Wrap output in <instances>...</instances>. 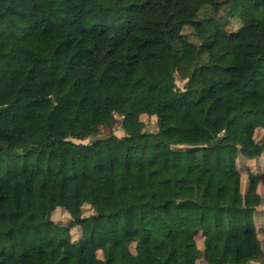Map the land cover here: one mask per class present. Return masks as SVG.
<instances>
[{"label": "trees", "instance_id": "16d2710c", "mask_svg": "<svg viewBox=\"0 0 264 264\" xmlns=\"http://www.w3.org/2000/svg\"><path fill=\"white\" fill-rule=\"evenodd\" d=\"M203 7L242 29L198 21ZM117 115L136 134L93 137ZM258 129L264 0H0V264H264V174L243 195L237 168L264 155ZM22 181L26 222L9 214Z\"/></svg>", "mask_w": 264, "mask_h": 264}, {"label": "rangeland", "instance_id": "374dc122", "mask_svg": "<svg viewBox=\"0 0 264 264\" xmlns=\"http://www.w3.org/2000/svg\"><path fill=\"white\" fill-rule=\"evenodd\" d=\"M198 21L203 19H215L226 27V30L230 33L239 32L243 24L240 20L230 18L228 15V8H223L221 11L216 12L214 9L210 7H203L198 15ZM183 34L188 38V40L197 45H201L202 41L195 35L194 30L191 27L185 28ZM206 58H204L205 61ZM187 81H183L179 76H177V88L180 91H185ZM141 123L144 125L143 133H156L158 132V118L157 117H149L147 115H142L140 119ZM138 128L137 123L130 122L125 119L123 116L117 115L116 120L113 122L112 127H97L94 129L93 137H108L111 134H115L119 138H125L129 136H133L136 134ZM217 142V146L222 149L228 148V141L224 138V135L221 136ZM255 140L258 144H264V129H258L255 134ZM89 140L85 141L84 144H88ZM237 168L242 177V193L246 195L248 189L250 187V176L251 174L255 176H262L264 174V155L257 160H250L244 155L240 154L237 160ZM258 193L261 196L262 202L260 207L257 209L255 214V223L257 227V232L259 239L261 241L262 248L264 250V188L263 186H259ZM32 194V188L30 184L26 181H22L14 186V188L10 191V202H9V214L18 221L26 222L27 217L23 214L21 210L20 200L23 197L29 196ZM90 207H84V217H88L92 215ZM53 220L58 225L63 227L71 226V217L70 215L64 211L59 210L57 214L53 215ZM72 238L73 242L77 243L82 238V231L80 228L72 229ZM205 238L202 234H199L196 237L197 246L201 251H204ZM132 253H136V246H131ZM99 258H103L102 253L100 252ZM197 264H207L204 259H201L197 262ZM252 264H260V263H252Z\"/></svg>", "mask_w": 264, "mask_h": 264}]
</instances>
